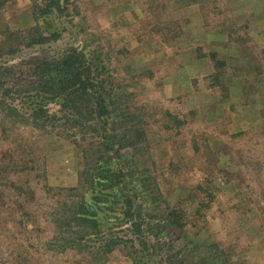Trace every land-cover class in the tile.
<instances>
[{
  "label": "rangeland",
  "instance_id": "rangeland-1",
  "mask_svg": "<svg viewBox=\"0 0 264 264\" xmlns=\"http://www.w3.org/2000/svg\"><path fill=\"white\" fill-rule=\"evenodd\" d=\"M32 3L0 0V264H264V0H62L60 20ZM15 30L52 36L11 57ZM71 47L108 78L119 154L27 116L40 60ZM109 156L147 187L138 230L110 198L98 229L67 226Z\"/></svg>",
  "mask_w": 264,
  "mask_h": 264
},
{
  "label": "trees",
  "instance_id": "trees-1",
  "mask_svg": "<svg viewBox=\"0 0 264 264\" xmlns=\"http://www.w3.org/2000/svg\"><path fill=\"white\" fill-rule=\"evenodd\" d=\"M60 1L62 0H33L32 11L36 17V10L45 7L47 10L46 13L60 20L64 16V10ZM30 31L31 30L28 32L15 30L9 32V34L5 36L6 42L7 39L14 38L17 43L11 45L8 51H6L7 49L3 46L5 42H3L2 49L4 52L11 56L13 53L24 51L25 49L22 48L29 47L32 43L35 44L48 41L49 37L52 36L46 37L39 31L35 34L31 32V35L29 33ZM25 34L26 38L22 37L25 36ZM40 61H42V63L38 65L36 69L38 71L41 70L44 75L42 77L43 81L46 80V85L43 86L45 91H40L41 89L38 88L37 91L40 92L30 97L32 105L27 112V116L29 119H32L35 128L44 129L46 131L52 130L47 128L46 121H43L45 119H51L50 121L55 124L57 120L64 118L67 119L68 124L72 123L73 127L84 125L83 128L86 131H91L95 125L99 124L98 127L102 129L101 134L105 149L109 150L113 155L116 153L119 154L121 150H116L117 145L112 138L111 128H109L112 119H114L117 114L115 107H113V98L109 97L110 93L107 91L108 78L104 77V72H100L101 69L98 66L95 68L94 63L91 64L83 52H78V50L73 47L68 49L57 61ZM0 62L1 69L3 68V62ZM39 80L41 81V77ZM50 88L51 91H49ZM41 93L45 96L47 95V97H53L55 101H60V107L63 109L65 116H49L42 102L40 100L38 102L34 100V97L39 98ZM75 114L79 117L80 122H83L80 123L78 120L77 122L79 123H77L76 120H73L71 116ZM111 158L116 161V171L107 170V173L103 174L100 179L91 177L87 180L91 188H93L95 183L96 189H93L94 194L89 198L87 205L81 204L78 212H73L69 218L67 217L68 220L66 218L68 222L67 226H72L70 225L71 222L77 223L78 225L80 222L85 227L98 229L100 224L105 222L103 218L106 216V213H104L103 208H109V204H105V200L110 198L121 204V210L123 209L124 215L127 218L123 223L129 225V228H132L133 232L138 230L135 229L136 220H134V215L131 212V200L133 197L135 200H142L141 198H143L147 192V187H145L140 179L132 177V173H126V171L123 170L124 167L121 169L119 164L125 160L124 155L120 156L122 161L120 159L117 161L115 157ZM126 162L128 161L126 160ZM116 182L117 184H115ZM110 199H107V201H111ZM167 214L169 216V213ZM174 226L179 228L181 224L175 223ZM138 234L142 236V231L139 230ZM143 238L144 241H140L141 246L146 245V243L151 240V237ZM153 238L157 242L164 239L157 235H153Z\"/></svg>",
  "mask_w": 264,
  "mask_h": 264
},
{
  "label": "crops",
  "instance_id": "crops-1",
  "mask_svg": "<svg viewBox=\"0 0 264 264\" xmlns=\"http://www.w3.org/2000/svg\"><path fill=\"white\" fill-rule=\"evenodd\" d=\"M31 11V10H30ZM10 63V62H9ZM3 64H4V62H3ZM8 66V65H7ZM100 72H104V70L103 69H101V71ZM104 75V74H103ZM103 77V76H102ZM105 78L107 77V76H104ZM113 98V97H112ZM42 105L44 106V109L47 111V114L49 115V116H57V117H59V116H62V117H64L65 116V113H64V111H63V109L60 107V103H57V105H55V108H53L52 107V105H46V104H44V103H42ZM72 118H73V120H76V122L79 120V122H80V119H79V117L75 114L74 116H71ZM51 119H45L44 121H46V125L49 127V129H52V130H50V131H48V134L49 133H53L52 134V136L54 135V133L57 135L58 133V131L59 130H62V131H59V132H69L68 134L72 137L71 139L73 140V142H75V144L77 145V147L79 148V150H80V152L82 153V154H84V155H87V151H90L91 149V147H88V145L89 144H91L90 146H92V147H94L95 149H96V151L94 150L93 152L94 153H97V154H101V152L102 151H104L105 150V148H104V141H103V139H102V129H100L99 127H98V125H95V127L94 128H92V130H91V132H90V134H86V133H83V127L82 126H77V127H73V125H72V123H70V124H68V121H67V119H61L60 120V122H62L63 121V123L60 125L59 123L60 122H56L55 124L52 122V121H50ZM79 122H77V123H79ZM81 122H83V121H81ZM80 122V123H81ZM53 126V127H52ZM56 129L58 130V131H56ZM73 130H76V133H83L82 134V136H83V138H82V140H80V139H77V136H75L74 134H73ZM94 131V132H93ZM59 135V134H58ZM90 137L91 138V141H88L87 142V147H84L83 146V143L82 142H84V141H86L87 139H86V137ZM68 138H69V136H68ZM70 140V139H69ZM84 140V141H83ZM71 141V140H70ZM93 150V149H92ZM107 152H110L109 150H106ZM112 156H109L108 158V160H106V159H101V162H99V163H101L102 165H103V170H106V167L104 166L105 164H113L112 165V167H109L108 168V170H113V171H116V167H117V164H116V162L114 161V159L113 158H111ZM102 170V171H103ZM101 173L102 172H96V171H94L93 170V172L89 169V168H87V174H86V176H88L87 177V180H88V178H91V177H98V176H100L101 175ZM83 173L81 174V178H80V174L78 173V178H77V183H79V180L81 179V181H80V184H82L83 182H82V180H83ZM91 176V177H90ZM76 183V184H77Z\"/></svg>",
  "mask_w": 264,
  "mask_h": 264
}]
</instances>
